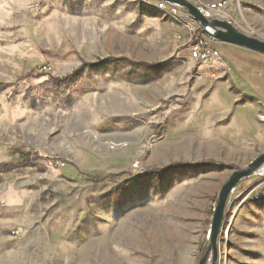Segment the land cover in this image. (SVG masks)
I'll return each instance as SVG.
<instances>
[{
	"label": "rangeland",
	"instance_id": "374dc122",
	"mask_svg": "<svg viewBox=\"0 0 264 264\" xmlns=\"http://www.w3.org/2000/svg\"><path fill=\"white\" fill-rule=\"evenodd\" d=\"M154 2L0 0V164L39 155L0 175V264H199L221 187L264 153V113ZM223 15L264 41V0ZM105 59L144 66L74 77ZM218 264H264V166L229 198Z\"/></svg>",
	"mask_w": 264,
	"mask_h": 264
},
{
	"label": "water",
	"instance_id": "95a60500",
	"mask_svg": "<svg viewBox=\"0 0 264 264\" xmlns=\"http://www.w3.org/2000/svg\"><path fill=\"white\" fill-rule=\"evenodd\" d=\"M152 1L164 2L180 9L198 22L202 33L213 41L235 45L264 55V41L248 36L229 21L206 16L203 8L197 6L190 0ZM263 166L264 153L258 155L245 168L234 171L221 187L212 216L208 247L201 257L199 264H209L210 262L211 264L219 263V241L225 224L229 198L238 185L255 175Z\"/></svg>",
	"mask_w": 264,
	"mask_h": 264
},
{
	"label": "crops",
	"instance_id": "0c3cea01",
	"mask_svg": "<svg viewBox=\"0 0 264 264\" xmlns=\"http://www.w3.org/2000/svg\"><path fill=\"white\" fill-rule=\"evenodd\" d=\"M219 1V0H217ZM214 48L221 52L222 63H216L203 67H210L219 77H224L227 85L237 89L242 96H247V101H252L264 113V55L248 49L214 41ZM227 70L230 71L228 75ZM214 73V74H215ZM228 100L237 102V98L229 97Z\"/></svg>",
	"mask_w": 264,
	"mask_h": 264
},
{
	"label": "built area",
	"instance_id": "2783aa9c",
	"mask_svg": "<svg viewBox=\"0 0 264 264\" xmlns=\"http://www.w3.org/2000/svg\"><path fill=\"white\" fill-rule=\"evenodd\" d=\"M234 0H219L205 8L203 11L206 16L220 20L228 19L223 13L229 8ZM160 11L167 13L174 18L187 32V43L190 49L191 59L200 66H207L216 63H222L220 52L211 45V39L205 36L198 22L193 20L180 9L170 6L164 2H154ZM264 120V117H263ZM252 200H258V195L251 197ZM13 236H17L18 232L13 231Z\"/></svg>",
	"mask_w": 264,
	"mask_h": 264
},
{
	"label": "trees",
	"instance_id": "16d2710c",
	"mask_svg": "<svg viewBox=\"0 0 264 264\" xmlns=\"http://www.w3.org/2000/svg\"><path fill=\"white\" fill-rule=\"evenodd\" d=\"M118 63H125L126 65L128 64L127 66L130 65L134 69L135 68H139L141 66H144V65H140V64L131 63L130 61H127L125 59H105V60H101L100 62H98L96 64H83L80 67V70L75 73L74 77L79 72L83 73V70L86 69V68L90 69V68H95V67H99V66L101 68H104L106 65L118 64ZM68 79L69 78H65V79H61V80L60 79H56V82L58 84H62V83H65ZM21 156L24 158V160L21 161L18 164L17 163H1L0 164V175L1 174L11 173V172L15 171L16 169L19 168L20 164L31 162L32 157L39 159V155L38 154L37 155L36 154L33 155L31 153H25V154H22ZM212 164H201V165H212ZM185 168H187V166L178 164V165H174L172 167L166 168V169H162L158 176H156L158 173L156 174L154 172H150L148 174H144L143 176L137 178L136 180H148V178H150V180L155 181V180H157L159 178L160 179H166V177L169 174H174V172H176L178 170L185 169ZM125 176H130V173L122 172V173H118V174L108 175V176H105V177H97V178L94 177V178H91V181H93V182L95 181V183H100V182H103V181H106V180L115 179V178H122V177H125Z\"/></svg>",
	"mask_w": 264,
	"mask_h": 264
}]
</instances>
